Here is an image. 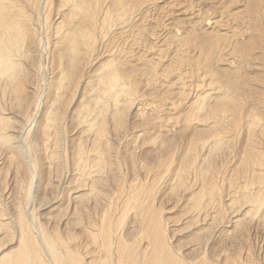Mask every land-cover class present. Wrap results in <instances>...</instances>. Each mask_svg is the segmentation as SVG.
<instances>
[{
	"label": "bare ground",
	"instance_id": "bare-ground-1",
	"mask_svg": "<svg viewBox=\"0 0 264 264\" xmlns=\"http://www.w3.org/2000/svg\"><path fill=\"white\" fill-rule=\"evenodd\" d=\"M108 1H57L60 18L54 23L56 33L51 54L60 55L53 65L60 62V77L49 85L50 91L54 90V93L51 91L54 98L44 100L35 131H23L31 120L33 108L42 103L34 101L37 89L29 86L31 72L27 61L32 60L30 54L42 41L38 39L43 27L40 9L43 5L49 7L51 2L0 0V264H264L262 241L260 250L255 252L252 245L249 248L219 247L221 238L238 234L241 230L237 232V229L247 221L255 220L260 225L259 221L264 219V151L256 146L257 137L260 138L256 129L262 123L260 113L246 114L247 144L238 159L235 158V170L228 174L226 162H218L227 150L232 153L233 140L238 136V131H228V126L233 123L234 128L239 127L242 121L245 95L239 89L245 82H241L237 74L223 73L221 78L213 70L201 69L206 73L210 89H202L198 100L190 106V116L182 118L186 123L202 120L204 128L208 129L194 131L191 127L192 131L187 130V136L175 148L170 146L173 139L168 142V137H164L173 131H120L128 123L125 122L129 116L125 117L126 110L132 111L133 119L140 116L138 108L132 106L139 99V90L127 74L126 64L112 57L108 62L99 63L94 73L96 77L93 75L88 84L90 89L86 88L88 93L85 90L88 98L83 96L87 103H80V108L73 110L71 119L81 131L73 133L67 151L62 149L59 128L62 107L68 104V98L72 100L70 96L80 69L85 62H92L102 37L122 28L124 23L128 25L126 18H132L146 0H112V10L105 7ZM190 2L192 4L182 13L207 4L206 8L187 14L184 23L190 28L201 25L205 11L218 10L228 3L227 0ZM101 12L104 18L99 27ZM45 18L47 24L48 16ZM254 40L259 44L261 38ZM201 48L208 51L206 43ZM259 49L262 52V48ZM220 52L219 44L214 45L209 60ZM250 58L253 57L242 59L251 61ZM150 64L152 75L156 64ZM205 81L199 83L205 85ZM218 94L217 104L210 106L209 102ZM148 118L146 116L145 120ZM162 122L158 121L160 126L155 125L164 127ZM110 123L112 131L108 128ZM121 134L128 135L126 144L120 141ZM25 138H29V145L23 141ZM132 145L138 146L142 153L130 152ZM64 170L68 174L65 184L62 183ZM165 196L171 197L170 200L174 198L179 205L172 202L170 207L169 202V207L162 209L164 205L160 203ZM176 210L181 213L180 218L177 213L178 219L171 221ZM36 218L39 221L35 222ZM74 225H78L75 231ZM210 235V239L215 237V240L210 247L203 248ZM188 238L197 245L185 248L184 241V249L181 241ZM257 246L255 248H259Z\"/></svg>",
	"mask_w": 264,
	"mask_h": 264
},
{
	"label": "rangeland",
	"instance_id": "rangeland-1",
	"mask_svg": "<svg viewBox=\"0 0 264 264\" xmlns=\"http://www.w3.org/2000/svg\"><path fill=\"white\" fill-rule=\"evenodd\" d=\"M49 1L51 2L49 4V7L46 8L45 5H43L40 9L41 11L39 12V15L41 17L40 21L42 23V25L41 24L40 25L41 27L42 26L43 27L42 29L39 30L38 39H42V41L38 43L39 46L37 49L32 48L33 52L36 51L35 52L36 54L33 52L30 54V56L32 55L31 59L33 61L29 60L30 58L27 61V63L29 64L30 72H31L30 78H29V84L30 83L31 84L29 86L37 89V92H35L37 93V95L36 96L35 94L33 95L34 101L37 104H40L41 102L42 103L33 108L34 113L32 112L33 115L30 120L31 123L29 122L28 124H26V126L23 127L25 128V130L23 131H35L34 127L36 124V118L41 115V111L44 109V100H46L49 97V100L51 101L54 98L52 94L54 93V90L53 91L51 90L52 91L51 93L49 89L50 88L49 85L50 83H54L55 80H58L60 77V73L58 72L59 71L58 68L61 67L60 62H59V65L57 64L56 66H53L57 63V60L59 61L58 56L60 55L57 56V54H55L56 56L55 55L53 56L51 54L52 52L51 44L55 39V33H56L55 31H53L56 28V25L54 23H56V21L58 20V17L60 18V15L58 14V11H57V8L59 7V3L57 2L58 0H49ZM111 1L112 0H110V2L108 1V4L105 5V7L107 6L111 7V9L109 10L114 9ZM173 1L175 0H161V1L160 0H146L144 1L145 3L140 4L137 10H135V13L132 15V18H129V19L128 17L126 18V22L128 21V25L124 23L122 24V28H118L114 30L107 37H102L103 39L99 41V44L97 46L96 54L94 55L95 57L93 56L92 58L93 64L92 62H90L89 64H88V61L85 62V64H83V68H81L79 71V75H77L75 79V82H74L75 86L73 88H75L74 92L76 94L73 92V95L71 94L70 96L72 100H69L68 98L67 99L68 104L62 107V115L60 119L62 118L63 119L59 123V126H61L59 128L61 131L60 135H61L62 149L64 148L67 151L69 140L71 139V136L73 135V133L74 132L78 133L77 131H81V128L77 125V123L74 124L75 122L71 119L73 117L72 112L73 110L77 111L80 108L79 107L80 103L82 104L87 103L86 101L88 100L86 98H83V96L85 97L87 96L88 90L90 89L88 84H91V81L94 78L92 76L94 75V73L96 74L101 62L102 63L108 62L111 60L112 57H114V59L112 58V60H116V59L117 61L121 60L123 64H126L127 74L134 80L133 83L136 82L137 84L136 88L137 90L140 91V92L137 91L139 99H137L132 104V106L134 105L133 109L138 108V110L140 111V116L142 118H140L139 116L138 118L133 119L132 111H130V109H128L129 111L126 110L125 117H127V115L129 116L126 118L125 122H128L126 123L128 125L126 126L125 124L126 128L124 127L120 131H132V130L133 131H136V130L137 131H141V130L142 131L144 130L145 131H159V130L160 131H173L174 133H177V134L175 135L172 132L173 134L171 133L170 134L171 136L168 135L164 137H168L166 138V141L168 142H172V139H173V142L170 143L171 144L170 146H173L175 148L178 147L180 145L179 143H181V140L183 141L184 138L187 136L186 135L187 130L192 131V129H194V131L195 130L196 131H206L208 128H204L205 123L202 122V120L201 121L198 120V122H195V123L193 122L186 123V121H184L183 118L187 117L188 115L190 116V113H191L190 106L193 104L192 102L194 101L196 102L198 100L199 96L202 94V89H207V88L210 89L208 87V82H207L208 78L207 76H204L206 75V73L204 70H201V69H207V70H213L217 72V74L221 78H223L222 77L223 73L230 74L231 76L237 74V76L241 78V82H245L241 84V88L239 89L240 93H242L243 96L245 95L244 101L242 103V105L243 104L245 105L241 106V115L243 116V117L241 116L242 121L240 122L239 127L234 128L232 125L233 123H231L228 126V131H238L236 133L238 136L234 138L233 144L231 146V150L233 151H231L232 153H230V151L227 150L224 153V155L221 156L218 162L219 163H221V161L222 163L226 162L225 164L227 165L225 166H226V170L228 171V174H230V171L233 172L232 170H235V167L237 166V161H236V159H238L237 156H239V153L243 152L244 147L247 144V136H248L247 131L248 130H247L245 123L247 122L248 116L246 114L247 112H249L248 115H250L251 111L255 112L256 114L258 113L261 114V115L258 114V116L262 119V123H261V126H259L256 129V131H259L258 136H260V138L257 137L256 146H258V148H260L262 152L264 151L262 150L264 149V115H263L264 106L262 107V105H264V94H263L264 93V67H263L264 65V52H263L264 51V47H263L264 46V0H227L228 3L226 4V6L219 7L218 10H210V11L207 10L208 12L205 11L206 14L203 15V22L201 23V25L200 24L195 25L194 28H190L189 25L184 23V22H187V21H184L187 18V14H193L198 8H206L207 4L200 5L198 6V8H195L192 11L187 12L185 14V13H182V11L184 10V8H188L192 4L190 1H194V0H178L179 2L178 1L173 2ZM199 1H205V0H199ZM45 8L47 10H45ZM50 10H53V11H50ZM35 12H37V10ZM103 13L104 12H101L102 17L100 16V19H99V23H98L99 27L101 26L102 20L104 18V16L102 15ZM47 16H48V22L47 24H45V21H46L45 17ZM37 17L38 16L36 15L35 19ZM52 25H55V27ZM52 31L54 33H52ZM256 37L261 38V41L259 42V44L257 43V40H254ZM204 43L208 45V51H205L201 48V45H203ZM217 44H219L222 52L218 53V55H216L217 57H215L214 59L210 61L209 55L211 54L212 47ZM259 47L262 48V52H260ZM35 57L37 58L35 59ZM51 57L53 58L52 61L50 60ZM249 57H253V58H250L251 61H247V60L245 61V59H242V58H249ZM54 59H55V62L53 61ZM143 59H145V61ZM51 62L52 64H50ZM151 62L156 64L154 67L156 69L154 70L155 73L154 74L151 73L152 75H150L149 73L150 67H148L152 65L150 64ZM65 65L63 67H65ZM84 65L87 66V68ZM51 66H53V68ZM157 73L158 75H156ZM141 74H143V77H141L142 76ZM144 74L145 75L147 74L148 76L147 75L144 76ZM52 77H55V79ZM134 77H136V79ZM139 77L140 79L142 78L143 79L140 80ZM205 77L206 79H204ZM49 79L51 80L49 81ZM150 80L153 82L151 83ZM203 80H206L205 83L207 84L205 85L200 84ZM141 82L143 83V85ZM76 85H77V88H76ZM140 86H141V89H140ZM248 87H251V88L248 89ZM86 88H89V89H86ZM85 90L87 91V93ZM259 92L260 93L263 92V93L260 95ZM144 94L147 96H145ZM219 95L220 94H218L216 99L215 97L212 98L211 100L212 102H209L210 106L214 107V105L217 104V99H219ZM148 97L150 98L148 99ZM170 102H172L173 105ZM164 104H166V106ZM150 105H153V106H150ZM208 110H210V107H208ZM141 114H143L145 117L142 116ZM153 114H156V115L154 116ZM146 116L147 117L149 116V118L147 119L148 121L145 120ZM158 121L160 122L164 121L162 122L164 123V127L156 126L155 124H157ZM153 124L157 128H155ZM188 124H190V127H188ZM32 126L33 128H31ZM74 126L76 128H74ZM111 126H113V124L110 123L108 127L109 131H112L113 129ZM191 127L193 128L191 129ZM183 131H185V134ZM172 135L173 136L175 135L174 137H176V139L178 140L180 139V141L175 140V138L172 137ZM127 136L124 134H121V137H119V139L124 138L123 139L124 141L128 140L129 138H127ZM242 138H245V139H242ZM27 139L23 141L24 142L26 141V144L29 145V142H28L29 138ZM121 139L120 141H122L123 144L127 143V141L124 142ZM23 141L22 143L24 144ZM122 142L121 143L119 142V143L122 144ZM173 143L175 145H173ZM65 144H66V147H64ZM118 145L119 144H116L117 148L119 149ZM121 146L124 147V145H120V147ZM131 148L133 150H131L130 152L135 151V153H137L138 155L140 152L142 153V150H140L138 146L136 148L135 146L132 145ZM131 148H128V150ZM33 152L35 153V150ZM34 153L32 155H34ZM0 155H1V151H0ZM228 158L232 160H229ZM230 161H232V164ZM230 165L233 167V169L232 167H230ZM65 174H67L66 170H64V175ZM64 175L62 176L63 184L66 183V181H64L65 180L64 178L68 177V174L67 176L66 175L64 176ZM226 178H229V176H227ZM62 188L63 186L59 188V191ZM59 191L57 190V192ZM169 198L171 197L165 196L162 201L163 203H160V205L162 204L161 206L164 205L163 207L160 206L162 209L164 208L167 209L169 207V202H171L170 207H172V205L175 202L176 203L174 205H179L177 200L174 201V198L171 200ZM165 200L167 201L168 206ZM172 202L174 203L172 204ZM177 210L172 215L171 221H174L180 218L181 213L177 212ZM177 213L179 214V216L177 215ZM34 220L35 222L39 221V219L37 218ZM250 221H247L244 225L241 226L243 229L239 227L237 229L238 231L236 230L237 232L241 230L238 233L239 235L232 234V235L224 236V238H221V240L219 241V247L223 246L226 248L227 247L235 248L238 246L241 248H245V247L249 248L248 246L252 245L254 247V252L259 251L261 246L264 244L263 243L264 242L263 241L264 224H262L264 219L261 220L262 222L259 221L260 225H258V222L257 221L255 222V220H253L254 222H250ZM176 224H178V222ZM78 225H74L73 227L72 226L71 227L75 231L78 229ZM70 231L72 232L73 230H70ZM236 231L234 233H237ZM177 233H179V231ZM257 233L259 235H257ZM211 235L208 237L207 241L206 240L204 241L205 243L203 244H205L206 247L202 246L203 248H208L212 245L213 241L215 240V237L210 239ZM231 237L234 239H232ZM182 241H181V244H182L181 247L185 245L184 246L185 248H190V247L192 248L197 245L196 241L193 239L192 240L191 239L189 240V238L182 239ZM184 241H185V244H184ZM261 241L263 244L261 243ZM249 242H251L252 244ZM257 245H259V248H255V247H258Z\"/></svg>",
	"mask_w": 264,
	"mask_h": 264
}]
</instances>
